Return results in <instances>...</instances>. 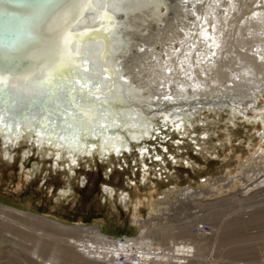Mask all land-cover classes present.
Here are the masks:
<instances>
[{"label":"bare ground","instance_id":"6f19581e","mask_svg":"<svg viewBox=\"0 0 264 264\" xmlns=\"http://www.w3.org/2000/svg\"><path fill=\"white\" fill-rule=\"evenodd\" d=\"M209 1L205 7L201 0H0V86H11L18 99L0 103L4 150L15 140L43 156L51 145L55 152L47 156L74 170L82 157L112 159L157 139L160 118L183 136L197 128L203 108L264 124V111H246L264 90V0ZM55 117L62 120L52 122ZM61 130L69 131L67 141ZM141 147L137 153L145 157L151 149ZM193 192L189 187L184 195ZM63 228L101 240L83 238L88 245L80 247L111 264L199 255L190 243L154 255V241L145 246L142 234L122 245L94 227Z\"/></svg>","mask_w":264,"mask_h":264},{"label":"rangeland","instance_id":"374dc122","mask_svg":"<svg viewBox=\"0 0 264 264\" xmlns=\"http://www.w3.org/2000/svg\"><path fill=\"white\" fill-rule=\"evenodd\" d=\"M257 110L264 111V90L246 109L252 116ZM198 114L188 136L157 120L162 129L141 145L151 149L145 157L138 146L112 159L82 157L74 170L47 156L55 152L51 145L39 150L42 157L27 142L14 140L5 150L0 144V264H111L80 247L88 245L83 238L95 237L63 227H94L122 245L142 234L155 250L178 242L199 249L192 260L150 257L144 264H264L263 121L251 123L242 114L231 121L228 110ZM189 187L196 192L184 195ZM11 211L23 215L14 218ZM199 221L212 223L214 232L195 234Z\"/></svg>","mask_w":264,"mask_h":264},{"label":"water","instance_id":"95a60500","mask_svg":"<svg viewBox=\"0 0 264 264\" xmlns=\"http://www.w3.org/2000/svg\"><path fill=\"white\" fill-rule=\"evenodd\" d=\"M1 19H2V17H0ZM4 35H5V38H9L8 37V33H4ZM15 89H13V88H11V86H9V85H4V84H2L1 86H0V103L4 106V105H7V106H9V105H15L17 102H18V99H17V96H16V93H15V91H14ZM11 94H12V96H11ZM44 98H47V95H45L44 96ZM41 101V99L40 98H32V99H30V103H33V104H35V103H39ZM51 120H52V122H54V120L55 121H60V120H62V118L61 117H55V118H51ZM59 125V124H58ZM117 129V128H116ZM116 129H114V128H111V129H109L110 131H114V130H116ZM69 130H71L72 131V133L73 134H76V133H78V132H75L74 131V129L73 128H71V129H69ZM62 131V133H63V141H67V136H68V133H69V131L68 132H64L63 130H61ZM61 131H60V133H61ZM59 132V131H58ZM81 140V142L83 141H86V140H82V139H80ZM88 141L90 140V139H87ZM25 143V142H24ZM87 143H90V142H87ZM0 144L2 145V141L0 140ZM26 144H28V143H26ZM2 147H3V145H2ZM27 147H29V146H27ZM3 149H4V147H3ZM31 149H33V150H35V151H37V149H36V147H32ZM32 150V151H33ZM39 153V152H38ZM40 155H41V153H39ZM42 156V155H41ZM43 157V156H42Z\"/></svg>","mask_w":264,"mask_h":264},{"label":"built area","instance_id":"2783aa9c","mask_svg":"<svg viewBox=\"0 0 264 264\" xmlns=\"http://www.w3.org/2000/svg\"><path fill=\"white\" fill-rule=\"evenodd\" d=\"M193 232L195 234H212L214 232V227L212 225V223L210 222H207V221H199V222H196L193 227ZM126 236V235H124ZM160 253L159 251H157L156 253H154V255ZM133 263L132 264H138L137 263V257H134L132 259ZM120 261H122V259H120Z\"/></svg>","mask_w":264,"mask_h":264}]
</instances>
